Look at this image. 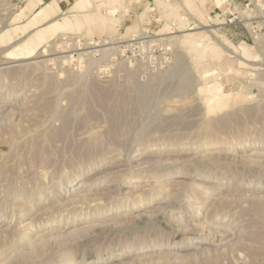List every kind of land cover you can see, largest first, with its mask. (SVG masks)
Returning <instances> with one entry per match:
<instances>
[{"label":"rangeland","instance_id":"rangeland-1","mask_svg":"<svg viewBox=\"0 0 264 264\" xmlns=\"http://www.w3.org/2000/svg\"><path fill=\"white\" fill-rule=\"evenodd\" d=\"M0 264H264V0H0Z\"/></svg>","mask_w":264,"mask_h":264},{"label":"bare ground","instance_id":"bare-ground-1","mask_svg":"<svg viewBox=\"0 0 264 264\" xmlns=\"http://www.w3.org/2000/svg\"><path fill=\"white\" fill-rule=\"evenodd\" d=\"M179 25V24H178ZM181 25V24H180ZM185 26V25H184ZM180 70V69H179ZM185 78V77H184ZM219 90V88H216L215 92H217ZM80 187V186H79Z\"/></svg>","mask_w":264,"mask_h":264}]
</instances>
